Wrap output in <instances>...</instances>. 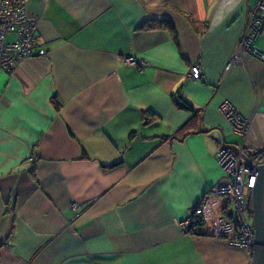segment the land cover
<instances>
[{
	"label": "crops",
	"instance_id": "0c3cea01",
	"mask_svg": "<svg viewBox=\"0 0 264 264\" xmlns=\"http://www.w3.org/2000/svg\"><path fill=\"white\" fill-rule=\"evenodd\" d=\"M255 2L27 1L47 54L0 69V264H249L253 247L179 221L200 200L230 216L216 153L264 147V61L226 67Z\"/></svg>",
	"mask_w": 264,
	"mask_h": 264
},
{
	"label": "built area",
	"instance_id": "2783aa9c",
	"mask_svg": "<svg viewBox=\"0 0 264 264\" xmlns=\"http://www.w3.org/2000/svg\"><path fill=\"white\" fill-rule=\"evenodd\" d=\"M28 0H0V69L11 72L17 63L26 56H45L47 51L39 44L37 28L39 18L27 10ZM246 27L241 31L230 61L238 62L243 53H249L264 61V49L255 43L258 36L264 37V0H256L250 11ZM15 38L7 40L8 34ZM122 63L139 66L144 61L130 55L121 58ZM203 68L199 62L190 66L189 77L201 78ZM219 111L229 122L232 132L243 137L249 127L250 120L242 115L228 100L219 104ZM216 160L222 169L219 181L226 190L228 204L233 207L230 216H216L208 220V204L200 200L191 213L179 221L181 230L188 233L197 225L207 224V233L213 237H224L229 245L247 248L254 247V233L246 220L245 212L252 207V189L257 175V164L264 163V147H248L238 149L221 146L216 153ZM221 189V190H222ZM264 246V243H262Z\"/></svg>",
	"mask_w": 264,
	"mask_h": 264
},
{
	"label": "water",
	"instance_id": "95a60500",
	"mask_svg": "<svg viewBox=\"0 0 264 264\" xmlns=\"http://www.w3.org/2000/svg\"><path fill=\"white\" fill-rule=\"evenodd\" d=\"M255 168L257 175L252 189L254 247L249 264H264V163Z\"/></svg>",
	"mask_w": 264,
	"mask_h": 264
},
{
	"label": "trees",
	"instance_id": "16d2710c",
	"mask_svg": "<svg viewBox=\"0 0 264 264\" xmlns=\"http://www.w3.org/2000/svg\"><path fill=\"white\" fill-rule=\"evenodd\" d=\"M168 18H160V19H155L154 21L155 22H151V24L153 23H163V22H168L167 21ZM168 24V23H167ZM172 29V27H170ZM178 104H181L183 107H186V108H190V106L187 105V103L185 101H182L181 99L179 100Z\"/></svg>",
	"mask_w": 264,
	"mask_h": 264
},
{
	"label": "rangeland",
	"instance_id": "374dc122",
	"mask_svg": "<svg viewBox=\"0 0 264 264\" xmlns=\"http://www.w3.org/2000/svg\"><path fill=\"white\" fill-rule=\"evenodd\" d=\"M247 25V24H246ZM246 27V26H245ZM13 39V35H8L7 36V40H12ZM130 56V55H129ZM127 57V56H126ZM122 62V61H121ZM225 118V117H224ZM226 119V118H225ZM227 121V120H226ZM228 122V121H227ZM229 123V122H228Z\"/></svg>",
	"mask_w": 264,
	"mask_h": 264
}]
</instances>
